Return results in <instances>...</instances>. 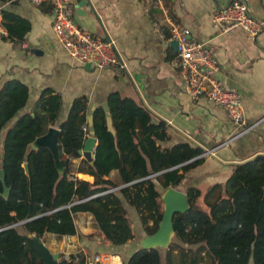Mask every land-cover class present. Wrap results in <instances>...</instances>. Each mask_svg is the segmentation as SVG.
<instances>
[{
    "label": "trees",
    "instance_id": "1",
    "mask_svg": "<svg viewBox=\"0 0 264 264\" xmlns=\"http://www.w3.org/2000/svg\"><path fill=\"white\" fill-rule=\"evenodd\" d=\"M28 98L27 85L17 79L0 89V264H46L35 239L74 235L78 213L91 215L110 244L133 240L124 201L151 235L162 219L163 192L171 186L183 188L189 208L174 214L175 241L167 245L166 264H264V154L233 164L224 183L203 191L185 186L187 172L205 151L184 141L164 146L173 137L168 124L153 121L142 103L111 92L107 110H92L88 132L82 128L85 101L74 99L58 124V153L65 157L59 164L47 146L31 144L55 124L60 97L43 92L26 110ZM88 136L96 138L91 164L79 154ZM79 158L76 171L89 173L91 182L70 180L72 160ZM113 171L119 182L110 177ZM94 258L78 250L67 257L60 253L57 264ZM127 264H161V256L155 247H138Z\"/></svg>",
    "mask_w": 264,
    "mask_h": 264
},
{
    "label": "crops",
    "instance_id": "2",
    "mask_svg": "<svg viewBox=\"0 0 264 264\" xmlns=\"http://www.w3.org/2000/svg\"><path fill=\"white\" fill-rule=\"evenodd\" d=\"M81 1L84 5L79 7ZM234 1L243 2L252 17L264 18V0H72L77 26L113 42L119 54V66L114 70L79 63L64 53L52 29L50 0L38 5L30 0L0 1L7 27V35L0 36V89L11 79L27 85L26 110L43 92L59 96L61 106L55 124L48 127L58 131V124L68 115L76 98L85 101L87 131L92 110L98 106L107 110L109 93L131 97L151 111L153 121L168 124L173 137L164 146L184 141L205 151L202 162L187 172L184 185L206 190L210 185L224 183L233 164L264 154V27L250 37L243 28L222 33L212 21L215 12ZM172 23L188 28L193 37L207 43L218 64L216 79L241 97L245 125L249 126L243 128L245 131L226 110L204 95L193 98L187 93L184 79L171 64L176 50L171 41L164 39L170 34ZM45 134L37 137L31 147L48 146ZM57 155L65 159L59 155L58 145ZM82 175V179L92 181L89 173ZM112 175L120 181L117 171L110 174L111 178ZM124 204L129 216L138 222L136 230L131 225L134 239L125 244L108 243L86 213L76 214L74 235L58 240L48 234L46 238L53 236V242L64 250V257L80 250L91 257L103 255L102 261L94 258L87 264H127L147 234L136 210L125 201ZM46 238L35 239L36 247L46 264H57L62 252L52 253ZM161 264H166L165 257L163 261L161 256Z\"/></svg>",
    "mask_w": 264,
    "mask_h": 264
},
{
    "label": "built area",
    "instance_id": "3",
    "mask_svg": "<svg viewBox=\"0 0 264 264\" xmlns=\"http://www.w3.org/2000/svg\"><path fill=\"white\" fill-rule=\"evenodd\" d=\"M30 1L38 5L42 0ZM50 1L53 4L52 29L64 53L82 64H92L100 69H117L119 54L113 42L102 40L77 26L74 21L75 6L72 0ZM212 21L222 33L243 28L250 37L256 36L264 27V18L252 17L247 6L240 1H234L229 6L219 9L213 14ZM1 35H7V32L0 8ZM164 39L167 43L177 42L171 64L184 79L187 93L193 98L204 95L214 105L226 110L232 121L238 123L240 128L243 129L245 126V129L248 128L249 126L245 125L239 93L233 88L224 87L216 79L218 64L207 43L193 37L188 28L177 23L170 25V34ZM82 128L86 130L84 125ZM205 154L204 152L202 155ZM69 178L70 180L84 178V175L76 171L73 163ZM95 260L102 261L103 255H97Z\"/></svg>",
    "mask_w": 264,
    "mask_h": 264
},
{
    "label": "water",
    "instance_id": "4",
    "mask_svg": "<svg viewBox=\"0 0 264 264\" xmlns=\"http://www.w3.org/2000/svg\"><path fill=\"white\" fill-rule=\"evenodd\" d=\"M84 1H81L79 4L83 6ZM170 45L176 50L177 42L171 41ZM58 130L56 128L48 129V132L45 134L47 140V147L53 151V155L56 158L57 155V137ZM96 145V138L93 136L88 137L83 144V147L79 150V154L82 157L92 163L94 159V149ZM58 160V159H57ZM24 167H27V164H24ZM1 180L3 182V173L0 170ZM123 186V185H122ZM5 193H7L8 189L4 186ZM163 199V215L162 219L158 225L157 230L151 234L147 235L145 238L141 240V247H155L157 248L160 245H167L171 242L170 239L174 235L173 230V217L177 212H185L189 208V204L187 201V195L185 192L178 190L174 187H169L162 195ZM57 255H54L53 259H56ZM92 264V263H91Z\"/></svg>",
    "mask_w": 264,
    "mask_h": 264
},
{
    "label": "rangeland",
    "instance_id": "5",
    "mask_svg": "<svg viewBox=\"0 0 264 264\" xmlns=\"http://www.w3.org/2000/svg\"><path fill=\"white\" fill-rule=\"evenodd\" d=\"M56 158L58 159V163L60 164V158L58 157V155H56ZM78 161L79 160H76V159H73L72 160V163H73V165H74V167H77V163H78ZM82 174V173H81ZM112 179L113 180H115L116 182H118V180H116L115 179V177H113V175H112ZM165 192V191H164ZM163 192V193H164ZM130 217V221L132 220V218H133V216H129ZM134 219V221H136L135 222V225H134V223L131 221V225L133 226V228L136 230L137 228L136 227H138V222H137V220H135V218H133ZM88 226H93V224L91 223V222H87L86 223ZM18 228V230H20V231H22V229H21V227H17ZM93 228H95V227H93ZM138 238V237H137ZM140 238V237H139ZM141 240V239H140ZM54 241V238H53V236H51V235H49L47 238H46V244H49L52 248H53V250H52V253H54V254H56V253H59V252H62V251H64L63 249H59L58 248V243H54L53 242ZM170 241H175V238L174 237H171V239H170ZM38 242V241H37ZM51 242H52V244H51ZM157 249L159 250V252L161 253V256H162V259H163V261H164V257H165V254H166V250H167V247H166V245H160V246H158L157 247ZM63 253V252H62ZM105 262H106V258H105V260H104ZM249 264H253L252 263V261H250L249 262Z\"/></svg>",
    "mask_w": 264,
    "mask_h": 264
},
{
    "label": "bare ground",
    "instance_id": "6",
    "mask_svg": "<svg viewBox=\"0 0 264 264\" xmlns=\"http://www.w3.org/2000/svg\"><path fill=\"white\" fill-rule=\"evenodd\" d=\"M108 258V256L106 257V259Z\"/></svg>",
    "mask_w": 264,
    "mask_h": 264
}]
</instances>
